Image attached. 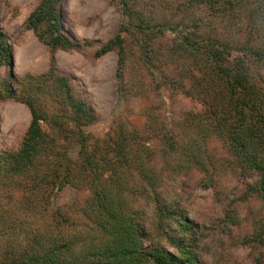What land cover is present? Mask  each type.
Listing matches in <instances>:
<instances>
[{
  "label": "trees",
  "instance_id": "16d2710c",
  "mask_svg": "<svg viewBox=\"0 0 264 264\" xmlns=\"http://www.w3.org/2000/svg\"><path fill=\"white\" fill-rule=\"evenodd\" d=\"M62 2L40 0L24 23L48 46V70L22 83L0 77V100L25 104L31 116L18 147L0 151V264H208L202 228L183 204L194 189L243 204L214 227L264 264V0H110L123 22L94 53L118 57L116 117L103 138L86 130L94 109L55 67L56 51L82 48L63 28ZM12 63L0 32V69ZM128 69L142 70L159 99L142 129L122 115L143 85ZM166 91L189 102L176 121L162 112ZM228 179L239 193L226 191ZM66 187L88 195L56 207Z\"/></svg>",
  "mask_w": 264,
  "mask_h": 264
},
{
  "label": "rangeland",
  "instance_id": "374dc122",
  "mask_svg": "<svg viewBox=\"0 0 264 264\" xmlns=\"http://www.w3.org/2000/svg\"><path fill=\"white\" fill-rule=\"evenodd\" d=\"M39 2L40 0H3L0 11V32L12 47L13 63L9 68L1 67L2 79L10 80L9 74L12 73L22 83L26 76H41L49 68L52 54L48 46L40 41L32 30L24 28L28 15ZM61 11L65 32L75 41L80 42L82 48L68 52L56 51L53 54L55 67L59 74L70 79L75 95L94 109L96 121L86 130L93 137L103 138L116 117L118 81L115 77V68L118 57L116 50H110L98 58L94 57V53L116 35L123 18L110 0H63ZM165 69L169 76L174 75L171 66ZM126 73L127 77L134 76L135 82L143 85L131 89L129 103L126 106L128 110L122 115L132 125L142 129L146 123V109L151 104L158 105L159 99L153 88L147 85V78L139 76L143 73L142 70L140 72L128 69ZM169 94L168 91L164 93L167 106L162 112L169 117L170 122L172 119L178 120L181 117L180 111L190 105L189 102L178 97L176 101L172 100ZM48 100L52 102V99L48 98ZM120 107L124 109L123 105ZM30 119V112L25 104L12 98L0 100V151L18 147ZM44 128L49 131L46 126ZM49 135L54 136L59 144L63 143L60 134L50 132ZM149 145L155 150L159 149L157 139H151ZM77 151V147L72 144L69 149L72 158H76ZM224 185L229 187V190H226L228 192L231 191L230 188L235 187H237L236 194L241 191V183L228 179ZM87 195L88 191L85 189L66 187L59 192L55 205L56 207L80 205ZM185 200L183 204L188 209V215L202 228L200 233L202 240L198 248L202 256L207 258L208 264H254L253 257L247 249L240 246L229 247L226 236L214 227L223 218L224 211L229 209L230 205L237 206L234 208L236 214L240 210L242 213L245 212L246 208L242 206L243 204H239L234 195H230L227 199L226 195L215 193L214 189L207 191L194 189L192 194L186 195ZM234 203L236 205H233ZM222 249H225V255L220 259Z\"/></svg>",
  "mask_w": 264,
  "mask_h": 264
}]
</instances>
